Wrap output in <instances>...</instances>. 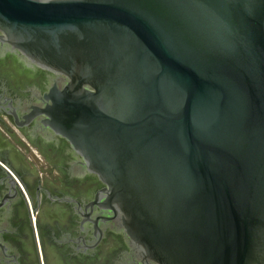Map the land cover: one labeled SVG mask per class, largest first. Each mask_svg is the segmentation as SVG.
Segmentation results:
<instances>
[{"label":"water","instance_id":"95a60500","mask_svg":"<svg viewBox=\"0 0 264 264\" xmlns=\"http://www.w3.org/2000/svg\"><path fill=\"white\" fill-rule=\"evenodd\" d=\"M0 51L134 264H264V0H0Z\"/></svg>","mask_w":264,"mask_h":264},{"label":"flooded vegetation","instance_id":"af4514ba","mask_svg":"<svg viewBox=\"0 0 264 264\" xmlns=\"http://www.w3.org/2000/svg\"><path fill=\"white\" fill-rule=\"evenodd\" d=\"M64 83L0 51V264H134L122 234L99 221L102 183L43 123Z\"/></svg>","mask_w":264,"mask_h":264}]
</instances>
